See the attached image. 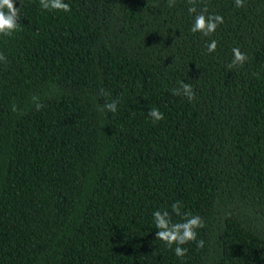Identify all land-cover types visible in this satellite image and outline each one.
<instances>
[{
	"label": "trees",
	"instance_id": "16d2710c",
	"mask_svg": "<svg viewBox=\"0 0 264 264\" xmlns=\"http://www.w3.org/2000/svg\"><path fill=\"white\" fill-rule=\"evenodd\" d=\"M65 2L14 0L0 37V264H264V0H197L224 18L209 37L188 0ZM175 201L205 225L183 259L155 239Z\"/></svg>",
	"mask_w": 264,
	"mask_h": 264
},
{
	"label": "clouds",
	"instance_id": "9594fccd",
	"mask_svg": "<svg viewBox=\"0 0 264 264\" xmlns=\"http://www.w3.org/2000/svg\"><path fill=\"white\" fill-rule=\"evenodd\" d=\"M168 7L175 6V0H167ZM189 14L193 15V23L190 27V31L200 33L204 37L212 36L218 27L224 23V18L219 13H209L207 6L197 8V0H188ZM39 5L44 11H62L70 13L72 7L65 0H39ZM246 5V0H234V6L237 8H243ZM20 7H16L14 0H0V37L11 38L16 32L20 31ZM218 41L211 39L206 44V50L208 54L216 52ZM232 60L227 65L229 69L243 65L249 60L246 53L242 52L239 46L231 49ZM0 63L7 64L8 59L4 53L0 52ZM102 95H108V93L101 90ZM173 95H183L189 101L196 99V93L194 88L189 83L181 81L180 87L173 89ZM32 101L37 111L43 108V104L39 102L38 96H33ZM119 101L113 99L110 102H106L99 110L101 112L107 110L111 113H116L118 109ZM11 111L16 113L19 109L15 103L11 106ZM147 115L152 119L154 123H158L165 119L164 113L157 107H152L148 110ZM183 207L181 201H175L171 204V212L168 209L156 210L152 213L153 221L157 231L155 232V239L160 240L165 246L172 250L177 258L183 259L187 256L188 249L183 245L189 242H195L198 249L204 247V240L198 239L197 230L203 228L204 220L198 214H191L188 211L181 212ZM173 215L180 217V220L173 222ZM175 245V247H173Z\"/></svg>",
	"mask_w": 264,
	"mask_h": 264
}]
</instances>
